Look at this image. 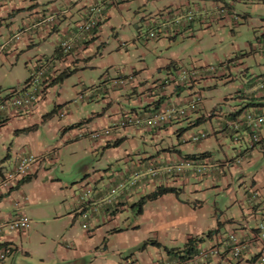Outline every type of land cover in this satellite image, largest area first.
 <instances>
[{
    "label": "crops",
    "instance_id": "0c3cea01",
    "mask_svg": "<svg viewBox=\"0 0 264 264\" xmlns=\"http://www.w3.org/2000/svg\"><path fill=\"white\" fill-rule=\"evenodd\" d=\"M102 1L11 0L0 3V178L11 170V166H9L12 159L11 152L18 153L22 141L25 140L24 137H30L40 132L43 103L49 100L51 92L55 91L57 86L67 80L59 82L58 78L64 73L72 75L74 72L93 68L92 64L98 57H101V60L94 65V68L100 72L105 70L104 57L111 46L105 41L106 32L111 31L117 40H122L115 24L119 20H123L122 26H130L126 11H132L135 18L137 16L141 18L140 24H133L137 34H134L132 38H126L130 39L126 42L132 43V46L138 50V42H143L144 46H148L149 41L154 40V49H170L171 52L164 59L157 58L152 70L147 69L143 72L146 69H139L140 71L126 74L127 77L121 75L120 79L133 78L124 85L113 83L114 88H123L124 94H121V97L129 103L128 109H121L119 112L112 111L111 106L114 101L106 87L109 82L105 83L104 81L102 86L92 88L94 95L99 97V95L106 94L110 101L111 109L108 111L110 115L106 122L105 118L102 119L101 129L110 126L125 113L140 112L144 116H149L173 105L183 106L197 93L204 97L206 89L210 90L207 91L208 94H211L210 98L217 97L214 93L212 95L211 91V84L214 82L242 81L240 87L236 89L234 99H240L243 105L233 108L231 113L224 115L220 105L227 104V101L229 102L233 97H226L224 102H213V100L204 97L201 110L185 117L175 118L172 123L162 127V130L144 132L141 129L130 128L116 132L101 141L91 140L88 137L90 132L85 134L79 127L68 132L66 128L70 125L63 126L66 138L72 134V139L70 138L69 142L80 145L78 147L80 150H86V153L90 152L92 155L95 152H102L106 168L96 169L93 172L94 175L97 174L96 178L87 182V184H96L95 188H90L89 190L92 191L89 192L87 189L84 192L85 195L72 204L71 209L55 206L37 208L34 206L32 204L35 201L33 195L27 197L26 193L32 191L33 185L42 183L43 178H46L45 183L53 181L54 177L49 176V165L58 162L60 153L58 148L46 150L42 145H39L35 148L36 153H31V155L44 156L46 161L38 162V165L35 166L31 182L25 184V179L18 180L11 189L0 194V221L26 215L23 207L17 203L18 199L26 197L32 205V214L37 218L50 215L51 219H61L66 214L69 222L74 225L80 221L89 223L93 229L91 231L93 236L86 243L89 254L93 253L95 247L94 233L105 232V242H102V244L105 243L102 245L105 252V264H162L176 258L189 257L191 255H187L183 250L191 237L203 240L196 250L222 245L231 235H236L239 239L254 237L259 225L264 223V179L261 175L252 176L250 183H245L244 196L248 197L249 190H253L259 193V198L255 204H249L248 208L241 204L237 205V208H233L239 216L238 219L223 214L216 208L212 213L214 220L208 227H205L204 201L198 197L199 193L214 187L216 183L229 182L236 178L245 179V181L249 179V170L264 155V127L261 131L262 141L249 152L246 160L242 164L225 168L223 172L213 171L206 176H198L194 172L167 173L165 167L169 164L180 163L188 158L200 163L214 164L218 161L215 164H224L225 161H232L241 149H235L232 158L216 160L211 144L215 143L223 147L225 138L235 143L234 138L236 137L239 138L240 144L243 141L246 145L248 144L250 132L244 129L230 132L226 129L225 122L229 118L243 119L247 113L264 115V90H255L258 83L264 84V74L257 75L253 72L250 62L251 56L257 55L264 58V33L256 38V42L251 44L249 50L242 56L214 66L216 70L212 74H198L183 84L178 83L183 66L179 65L180 62L172 52V45L176 44L179 39H196L200 33L199 27H209L212 22L229 25L230 22L238 24L239 20L244 18L247 21L254 20L251 14L245 13L243 16H239L236 13V4H231V1H223L224 3L221 4L214 0H208L209 3L205 0L201 2L196 0H117L103 11L98 26L92 32L83 34L79 38L75 37L76 28L85 19L87 9L90 6L101 4ZM167 2L170 4H166ZM46 3L49 5L45 6ZM239 4L253 8L256 5L264 4V0H250ZM222 6H226L229 12L227 16L219 18L215 12L218 7ZM190 7L195 9L194 21L189 25H176L175 10ZM148 9L150 10L147 11ZM54 13H60V16L51 18ZM261 22L264 28V22ZM140 25L145 26L148 31L150 26H154L158 33L157 39L149 40L147 36L143 38ZM73 37L77 38L74 42V50L70 53L61 51V43L73 39ZM122 45L128 51L127 45ZM141 53L143 52L141 51ZM48 60H51L52 63L42 81L41 102L30 111L16 108L4 109L2 107L4 98L12 91L23 88L31 74L44 67V63ZM206 67H212V65L194 63L189 70L200 71ZM144 73H149L147 77L152 78L149 80L150 83L148 80H142ZM16 75L22 76L23 80L17 81V85L9 90L3 91L5 83ZM102 76H105L104 73ZM141 94H144L143 97H140ZM119 105L123 107L121 103ZM56 113L57 109L53 114ZM51 114L47 113L43 117L42 124L53 117ZM213 119L217 120L216 127L212 126L214 138L197 144L191 142L193 136L187 137V129L182 127V124L187 121L188 128H200L204 122ZM93 125L94 122H91L89 127L92 128ZM174 127H177L176 132L179 133L181 148L172 144L167 148L157 146L148 151L149 145L152 146L158 138L170 133ZM80 134H84V137H80ZM207 141L209 142L206 144ZM82 169L86 170L87 168L85 165H80L78 170ZM153 173H158V175L155 177L152 175ZM134 174H138V182L132 185L135 180ZM120 185L123 187L116 191ZM159 187L175 188L177 193L168 194L157 201L149 202L143 212L138 214V208L134 205ZM114 190L115 193H113ZM109 199L112 200L111 204L101 205ZM12 206L16 208L15 213H10ZM70 210L72 213L68 214ZM127 214L132 216L128 217L124 223L122 218ZM86 215H88V219L85 218ZM41 224H45L43 219H40L37 226H41ZM28 242L27 237H19L17 232L0 236V252L7 245L14 248L10 258L0 264H17L19 257L17 253L27 252L25 246ZM153 242L159 243L160 247L154 245ZM263 250L264 244H256L237 261H230L227 258L211 259L199 264H262L261 253ZM98 253L100 254L99 251L95 254ZM125 255L127 257H124ZM108 256L111 259L108 260ZM85 258V252L77 253L69 264H89Z\"/></svg>",
    "mask_w": 264,
    "mask_h": 264
},
{
    "label": "rangeland",
    "instance_id": "374dc122",
    "mask_svg": "<svg viewBox=\"0 0 264 264\" xmlns=\"http://www.w3.org/2000/svg\"><path fill=\"white\" fill-rule=\"evenodd\" d=\"M71 1L77 2V0ZM196 1L201 2L203 0ZM205 1L209 3V1L213 0ZM214 1L222 4L224 3L223 1L230 2L231 0ZM239 3H236L235 5V9L237 11L236 13L239 16H243L245 13H250L254 20L247 21V19L244 18L239 20L240 22L238 24L230 22L229 25L212 22L209 27L203 26L198 28L200 33L196 39H179L176 44L172 45V52H174L180 62L179 65L183 66L181 70L190 71L189 69L194 65V63L201 65L211 64L212 68H214L212 73H214L216 70L214 66L234 58L236 59L238 56H242L249 50L250 45L256 42V38L258 36L260 37V34L264 33L263 23L261 22H264V4H259L252 8ZM166 4L169 5L170 3L167 2ZM47 5L49 4L46 3L45 6ZM147 11H145V13H147ZM125 14L128 15L127 21L130 26H122L121 23L123 20H119L115 24L122 40H117V38L112 35L111 31L106 32L107 35L105 36V41L111 46L105 53V70L100 72L98 69L94 68V65L101 60V57H98L92 64L93 68L74 72L72 76L63 84L57 86L55 91L51 92L49 100L43 103V112L40 119V132L36 135H31L30 137H24L25 140L22 141V146L18 153L13 151L11 152L12 159L10 160L9 166H11L10 168L13 170L16 163H18V159H20L23 155H31V153L35 154V148L39 145H42V147L46 150L58 148L60 151L58 155V162L49 165V176L54 177L53 181L45 183L44 181L46 178H43L41 181L42 183L33 185L32 191H29L30 193H26L27 197H31L33 195L35 201L32 204L37 208L55 206L58 208L67 207V209H71L72 204L80 200V198L85 195L84 192L87 189V192H89L92 191L89 190L90 188H95L96 184H87V182H90L91 179L96 178L97 174L94 175L93 172L96 169L106 168L102 152H95L94 155H92L90 152L86 153V150H80V148H78L80 145L71 141L69 142L72 134L66 138L65 131L62 127L70 125L66 128L68 132H71L75 129V127H79L85 134L94 131L95 129H101L103 124L102 119L105 118L106 122L109 118V109L112 108L113 112H119L121 109H128V107H130L129 103L121 97V94H124L123 88L116 89L114 88L113 83L120 79L121 75L126 76V74H130L133 71H140L139 69H146L143 72L147 71V69L152 70L156 64L157 58L164 59L170 55V49H154V40L149 39L150 41L148 46H144L143 42H138V50L132 46V43L126 42V40L130 41V39L126 38H132L134 34H137L133 24H140L141 18L140 16L135 18L132 11H126ZM141 33L143 38L146 36L148 37L149 35L148 29L145 26H141ZM122 44L127 45L128 51H126ZM141 51L143 53H141ZM250 62L252 67L251 70L253 72L257 75L261 73L264 74V58L257 55L251 56ZM103 73L105 76H102ZM148 74L149 73H144L142 78L143 81L144 79L148 81L152 80V78L147 77ZM22 80V76H14L12 80L9 79V82L5 83L3 91L9 90L17 85V81ZM104 81L105 83L109 82L106 84V87L114 101L111 108L109 105L110 101L106 94L99 95V97L93 94L92 88L102 86ZM241 82L242 81L240 80L233 83H227L226 81L214 82L211 84V91L212 95L214 93L217 97L213 96L214 98H210L209 95L211 94H208L207 92L210 91L209 89L204 91V97L208 100H213V102H224L226 97H233V99H230L229 102L227 101V104L223 103L220 105L224 115L225 113H231L233 108L243 105L241 104L242 101L240 99H234L236 96V89L237 87H240ZM86 91L89 92L90 97H88L86 101L75 103L79 95ZM143 95L144 94H141L140 97H143ZM119 103H121L123 107H120ZM56 109L57 113L54 114L53 117L45 124H42L43 117L47 113H54ZM212 121L207 120L200 128H188L189 124L186 121L182 124V127L187 129V137H194L198 134L204 133L208 135V137L210 134V137L207 139L212 140L214 138V135L212 136V126L216 127L217 120L213 119ZM91 122H94V125L91 126L92 128L89 127ZM162 129L163 128L157 129L156 127H152L142 130L144 132H150ZM176 130L177 127H174L170 133L158 138L152 146H148V151L155 149L157 146L167 148L172 144L177 148H181L182 145L179 144V133L176 132ZM208 142L209 141L205 143L207 144ZM86 143L87 145L89 144L88 141ZM223 143V147H220L215 143L211 144V149L214 151V157L216 160H222L226 157L232 158L235 154V149L239 150L247 146L245 141L241 144L239 142L232 143V141L227 138L224 139ZM215 163H218V161ZM80 165H85L87 169L78 170ZM256 175H261L264 179V155H262L257 164L249 170L248 180L245 181V179L241 180L236 178L233 181L216 183L214 187L205 189L204 192L199 193L198 198L204 201L203 214L205 227H208L212 220H214L212 213L216 208L220 212H223V214L231 217L234 216L236 219L239 218L237 212L233 208H237L236 206L239 204L248 208L250 202L248 201V197L244 196L245 183L249 184L251 181L250 178H252V176L255 177ZM27 183L29 182H25V184ZM72 188L75 193L71 191ZM18 197H21V195H18ZM17 203L20 204V207H23L26 214L25 216L31 220L30 229L26 232L18 233L19 237H27L29 242L27 246H25L27 252L17 253L19 256L17 264H69L72 262V258L80 252L86 253L85 259L89 262V264H105V252L102 248V245L105 244H102V242H105V232L94 233L93 243L95 247L93 249V253L89 254L86 243L89 242L91 236H93L91 233L93 229L89 223L80 221L74 225L69 222V218L66 214L65 216H62L61 219H51L50 215L37 218L32 214L33 208L29 203L28 198L26 199L25 197L24 199H18ZM15 212L16 208L12 206L10 213ZM70 213H72V210L68 212V214ZM130 216L132 215L127 214L123 216L122 219L124 223ZM40 219H43L45 224L37 226ZM84 224L89 225L88 230L83 228ZM11 248L14 252L13 246ZM97 251H99L100 254H95ZM124 257H127V255ZM8 258H10V256ZM107 259H111L110 256H108Z\"/></svg>",
    "mask_w": 264,
    "mask_h": 264
},
{
    "label": "built area",
    "instance_id": "2783aa9c",
    "mask_svg": "<svg viewBox=\"0 0 264 264\" xmlns=\"http://www.w3.org/2000/svg\"><path fill=\"white\" fill-rule=\"evenodd\" d=\"M11 0H0V3L7 2ZM117 0H103L101 4L90 6L87 9L85 19L77 26L75 37L79 38L81 35L92 32L99 23L100 17L103 14V11L107 8L108 5L113 4ZM250 0H231V4H236L239 2H246ZM229 10L226 6L218 7L215 15L219 18H223L228 15ZM176 25L190 24L194 21L196 17L195 9L193 7L187 9H177L174 12ZM60 16V13L53 14L51 18H57ZM148 31L149 39H157V29L154 26H150ZM71 38L61 43L60 50L64 53H70L74 50L75 39ZM51 60H48L44 63V67L35 70L27 83L23 88H18L17 90L12 91L4 98L3 108L4 109H21L25 111H30L35 108L42 100V90L41 85L48 70ZM214 71L212 67L202 68V70L187 71L181 70L178 83H186L192 79V77L197 76L198 74H211ZM133 78L129 77L124 79H119L114 82L115 85H124L127 81H131ZM257 91L264 90V84L258 83L256 86ZM90 97L89 92H84L79 95L75 103L86 101ZM204 104V97L202 94L197 93L187 103L183 106H175L164 108L163 110L156 112L149 116H144L140 112H131L123 114L119 119L116 120L110 126L94 130L88 134V137L93 141H101L109 138L112 134L127 130L130 128L136 129H149L156 127L157 129L164 127L172 123L177 117H185L190 113L199 111ZM63 116V114H62ZM226 129L230 132L239 131L244 129L245 131L250 132V138L247 146L241 149L238 155L232 161H225L224 164H213V163H200L194 159H184L180 163L169 164L165 167L167 173H178L183 174L186 172H194L198 176H206L213 171L223 172L225 168H230L234 165L242 164L249 155V152L255 148L257 144L262 141L261 131L264 127V115L247 113L243 119H232L229 118L225 122ZM80 137H84V134H80ZM208 138L206 134H198L191 138V142L200 143ZM235 143L239 142V138H234ZM44 156H34L26 155L22 156L13 170H10L4 173L0 178V194L7 192L13 187L15 182L18 180L27 179L32 176V172L38 162H44ZM153 176H157L158 173H153ZM135 180L132 182V185L137 184L138 174H134ZM123 185H120L116 191L122 188ZM115 190L113 193L116 192ZM259 198V193L257 191L249 190L248 192V201L250 204H255ZM112 200L104 201L101 205L111 204ZM97 211V208H95ZM88 219V215L85 216ZM31 227V220L25 216L21 215L13 219L6 221H0V236L5 234L14 233V232H26ZM83 228L86 230L89 229L87 224L83 225ZM259 229L255 231L254 237L239 239L236 235L229 236L222 245L211 246L208 248L197 249L189 257L176 258L168 262H163L162 264H199L207 262L211 259H226L230 261H237L243 257V254L253 248L256 244H264V223L259 225ZM13 253L12 248L7 245L4 246L0 252V262L5 261ZM261 263L264 264V250L261 253Z\"/></svg>",
    "mask_w": 264,
    "mask_h": 264
},
{
    "label": "trees",
    "instance_id": "16d2710c",
    "mask_svg": "<svg viewBox=\"0 0 264 264\" xmlns=\"http://www.w3.org/2000/svg\"><path fill=\"white\" fill-rule=\"evenodd\" d=\"M72 75L71 73H64L58 78V81L63 82L66 79L70 78ZM54 114H51V117ZM31 181V177L25 179V182ZM172 193H177V190L175 188H164V187H159L157 188L154 192L150 193L149 195L141 198L134 206L138 208V214H141L143 212L144 207L149 203V202H154L159 200L165 195L172 194ZM212 233V232H211ZM210 233V234H211ZM209 234V235H210ZM202 239L200 238H194L191 237L188 241L187 244L185 245V248L183 252H185L187 255H192L194 251L196 250V247L202 243ZM154 245H157L160 247V244L157 242H153Z\"/></svg>",
    "mask_w": 264,
    "mask_h": 264
}]
</instances>
